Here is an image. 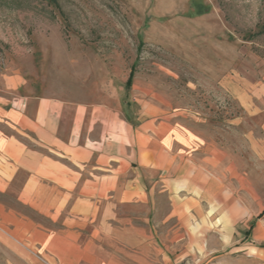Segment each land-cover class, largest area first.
Instances as JSON below:
<instances>
[{"label": "crops", "instance_id": "crops-1", "mask_svg": "<svg viewBox=\"0 0 264 264\" xmlns=\"http://www.w3.org/2000/svg\"><path fill=\"white\" fill-rule=\"evenodd\" d=\"M25 82L0 83L5 264H264V122L229 142L155 100L81 106Z\"/></svg>", "mask_w": 264, "mask_h": 264}, {"label": "rangeland", "instance_id": "rangeland-1", "mask_svg": "<svg viewBox=\"0 0 264 264\" xmlns=\"http://www.w3.org/2000/svg\"><path fill=\"white\" fill-rule=\"evenodd\" d=\"M10 73L26 81L19 95L141 97L229 142L259 136L264 0H0V83ZM9 255L0 245V264Z\"/></svg>", "mask_w": 264, "mask_h": 264}]
</instances>
